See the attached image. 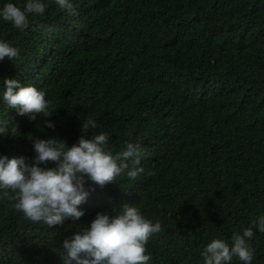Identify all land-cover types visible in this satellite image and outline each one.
<instances>
[{"label":"trees","instance_id":"1","mask_svg":"<svg viewBox=\"0 0 264 264\" xmlns=\"http://www.w3.org/2000/svg\"><path fill=\"white\" fill-rule=\"evenodd\" d=\"M44 2L24 30L0 20V39L19 52L0 61V85L8 77L45 91L55 127L0 105V120L18 127L0 136V154L30 161L29 137L71 145L94 118L114 152L140 145L145 173L86 181L84 215L54 228L0 191V264H63L62 242L123 203L161 224L148 264H202L212 238L264 215V0H72L75 15ZM249 243L252 264H264V233Z\"/></svg>","mask_w":264,"mask_h":264},{"label":"clouds","instance_id":"2","mask_svg":"<svg viewBox=\"0 0 264 264\" xmlns=\"http://www.w3.org/2000/svg\"><path fill=\"white\" fill-rule=\"evenodd\" d=\"M59 8L75 15L72 0H55ZM44 0H24L23 8L12 0L0 4V20L24 30L29 15H43ZM18 49L7 40L0 39V61L5 57L13 60ZM0 105L14 109L17 115L36 120L44 118V127L54 128L47 119L53 113L46 93L33 84H22L15 78L5 77L0 85ZM94 118L82 120V135L69 145L60 138L46 139L29 137L34 156L29 161L24 156L9 158L0 154V191H11L13 208L29 221L49 228L62 225L71 218L79 220L84 215L78 206L89 195L85 182L103 187L108 182H117L122 174L135 180L145 173L140 164L142 153L138 143L124 141L119 151L109 147V135L95 133ZM18 127L0 120V136H17ZM91 133L90 135L88 133ZM53 162L52 167H47ZM148 175L152 173L147 172ZM114 215L98 212L86 228L74 232L65 239L63 264H148L151 254L147 244L154 234L160 232L159 221H152L142 214L135 203H123ZM255 232L264 233V215L250 221V226L233 231L229 240L212 238L200 251L202 264H252L254 249L250 245Z\"/></svg>","mask_w":264,"mask_h":264}]
</instances>
